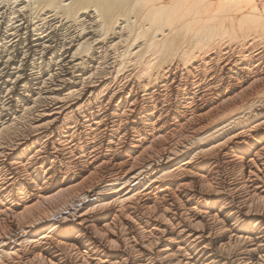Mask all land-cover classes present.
Listing matches in <instances>:
<instances>
[{"label": "bare ground", "instance_id": "obj_1", "mask_svg": "<svg viewBox=\"0 0 264 264\" xmlns=\"http://www.w3.org/2000/svg\"><path fill=\"white\" fill-rule=\"evenodd\" d=\"M0 264H264V0H0Z\"/></svg>", "mask_w": 264, "mask_h": 264}]
</instances>
